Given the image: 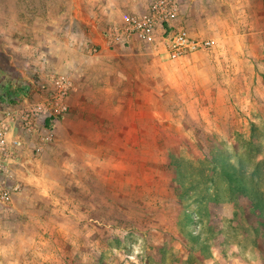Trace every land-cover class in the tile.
<instances>
[{"label": "rangeland", "instance_id": "rangeland-1", "mask_svg": "<svg viewBox=\"0 0 264 264\" xmlns=\"http://www.w3.org/2000/svg\"><path fill=\"white\" fill-rule=\"evenodd\" d=\"M94 1L97 23L106 11L116 20L129 14L122 6L128 0ZM183 1L180 25L194 39L211 40L212 48L171 60L159 40L112 53L173 65L139 69L134 85L142 88L149 78L161 93L160 125L154 132L144 128L141 143H97L83 161L72 137V98L66 115L23 134L24 190L14 202L0 203V264H264V78L254 82L248 73L256 67L264 75V0L250 1L257 4L255 32L202 22L204 4ZM80 5L87 10L86 0ZM228 9L215 6L214 15L242 19L240 8L234 16ZM229 39L248 44L222 46ZM34 75L28 81L46 90L55 74ZM37 135L51 141L41 155ZM89 160L93 175L87 171L80 181L75 168Z\"/></svg>", "mask_w": 264, "mask_h": 264}, {"label": "crops", "instance_id": "crops-1", "mask_svg": "<svg viewBox=\"0 0 264 264\" xmlns=\"http://www.w3.org/2000/svg\"><path fill=\"white\" fill-rule=\"evenodd\" d=\"M81 1L0 0V81L13 78L29 82L31 77L36 76L34 75L36 72H39L43 77L51 73L70 74L75 83V89L71 95L72 137L76 140L78 155L84 161L87 157L86 151L89 152L90 157V148L94 144L141 143L140 138L143 136L144 128L152 129L154 132L159 127L161 118L160 107L157 106V103L160 99L157 97L161 95L160 90L149 82V78L145 79L146 84L140 83L142 88L136 87L134 84L135 80L138 81L142 76V72L139 70L141 65H153L158 68V71L173 65L163 61L162 58L151 55H134L124 59L115 57L112 53L118 48L136 51L140 46L145 45L136 39H125L122 44L118 45L107 40L105 32L115 24H120L122 17L128 13L119 14L116 20V14L112 15V11L111 14H108L106 11L104 18L101 17L102 20L97 23L98 15L94 10L95 1L86 0L87 10L82 9ZM185 1L190 3L193 0ZM200 1L206 9L203 11L205 15H201L202 22H216L219 25L221 23L226 26L232 25L234 28L246 27V30L250 32L256 31L253 26L258 23V15L254 14L257 4H252L251 0ZM138 2L140 0H128L127 4L122 2V6L129 8V10L125 9L129 14L141 15L147 11L149 6L147 4L140 5ZM183 2V0L180 1L179 24L180 19L183 22L180 15L183 7H186ZM108 5L111 7L113 4L108 3ZM215 6L216 8H226L228 12H230L228 8H231L232 13H235L233 16L240 8L238 14L242 18L241 21L218 20V16L214 15L213 8ZM260 8L264 9L263 3L260 4ZM247 16L249 21L245 23L243 18ZM185 27L189 29L187 26ZM239 42L240 44L234 39L221 40L224 47L235 46L240 49L243 45L248 44L247 40H239ZM253 45L256 46L252 43L251 46ZM94 46L98 47L100 51L96 55H91L89 49ZM135 68H138L139 71H136ZM248 73L254 82L257 78H264V75L256 67L250 68ZM155 74L161 75L153 73L152 76ZM144 76L148 77L150 74L146 73ZM251 88L253 85L250 86L252 96L256 90L253 92ZM145 94L150 95L151 99L149 98L147 101L141 99ZM132 97H136V99ZM146 112L152 113L156 119L150 121ZM129 114L132 115L129 116ZM47 139L43 137L36 141V145L41 149L38 155L47 152L50 148L51 141H47ZM85 164L80 162L75 168L80 181L83 180L84 173L87 171L89 177L93 175L94 167L92 168L91 160L86 166ZM88 189L95 191L91 185ZM78 191L80 195L84 191L83 183H80ZM21 192L14 196L12 202ZM91 201L90 199L89 202Z\"/></svg>", "mask_w": 264, "mask_h": 264}, {"label": "built area", "instance_id": "built-area-1", "mask_svg": "<svg viewBox=\"0 0 264 264\" xmlns=\"http://www.w3.org/2000/svg\"><path fill=\"white\" fill-rule=\"evenodd\" d=\"M180 1L154 0L141 15L125 14L120 24L106 32L107 40L114 45L122 44L125 39H136L145 45H155L161 40L171 60L212 48L211 40L194 39L190 30L178 23ZM89 51L96 55L100 50L94 46ZM10 81L21 93L0 101V203L4 204L11 203L24 188L19 179V169L25 168L23 134H37L39 126L45 122H55L66 115L75 89L74 80L67 73L51 76L46 90L39 82L13 78ZM36 95L40 97L34 99ZM36 151L39 154L41 149L38 147Z\"/></svg>", "mask_w": 264, "mask_h": 264}, {"label": "trees", "instance_id": "trees-1", "mask_svg": "<svg viewBox=\"0 0 264 264\" xmlns=\"http://www.w3.org/2000/svg\"><path fill=\"white\" fill-rule=\"evenodd\" d=\"M19 88L21 89V84L19 85ZM20 94L21 90L18 88L14 87L12 85V82L10 79H5L2 82H0V98L1 99H9L12 96H15L16 94ZM51 123V121H48V123Z\"/></svg>", "mask_w": 264, "mask_h": 264}]
</instances>
